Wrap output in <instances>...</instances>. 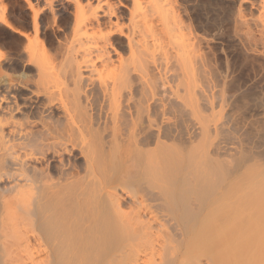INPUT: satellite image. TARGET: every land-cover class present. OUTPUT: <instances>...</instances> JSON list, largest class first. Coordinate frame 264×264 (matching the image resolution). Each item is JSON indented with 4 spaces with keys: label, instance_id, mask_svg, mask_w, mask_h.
<instances>
[{
    "label": "bare ground",
    "instance_id": "1",
    "mask_svg": "<svg viewBox=\"0 0 264 264\" xmlns=\"http://www.w3.org/2000/svg\"><path fill=\"white\" fill-rule=\"evenodd\" d=\"M235 2L264 57V0ZM200 7L0 0V264H264V99L218 119Z\"/></svg>",
    "mask_w": 264,
    "mask_h": 264
},
{
    "label": "rangeland",
    "instance_id": "2",
    "mask_svg": "<svg viewBox=\"0 0 264 264\" xmlns=\"http://www.w3.org/2000/svg\"><path fill=\"white\" fill-rule=\"evenodd\" d=\"M196 1H198V4L203 8V10L200 7V9L202 11L201 10L190 11L193 13H190V12H188L189 14L186 13L187 15L185 14L186 15L185 19H186V21H187V18H188V20L189 19L191 20L192 16H193L194 20L192 19L193 21L191 20V22L187 21V23H189V25L191 24V28H194L193 31H195V33L198 32L197 34L199 35V37L200 36L202 38L205 37L204 38L205 40L203 39L205 41V47L207 44L209 46V47L207 46L208 48L206 47V49L204 48V53L205 54L207 53L206 59H207V61L209 60V63L212 64V65L209 64L214 69L212 71H214L216 75L218 74L217 75L218 80L219 79H222V80L227 79L228 86L226 87L227 92H225V95L227 93L226 98L227 99L229 98V100H230V101H228V104L229 103L231 104L233 102L232 103L233 105L230 106L231 108H229V105H230L229 104L226 108L227 111L225 109L224 112L222 113V115L220 117H218V119L222 117L221 118V121H222L224 118L223 115L225 113H226V115H228V113H229L228 111L234 110L233 112H235V113L237 112L238 114L234 113L236 115V117L234 114L232 116L237 119L238 116L241 115L240 118H242V119L244 118V119L243 120H241L240 118L239 119H240V121H243L244 126H246V124L251 122V118H254L255 116H258L259 114H261L262 110L264 108V107L262 108L261 105H259V103H258V102L261 103V100L264 99L263 98L264 97L263 96L264 95V59H263L264 57L260 56V55L258 56L255 53L253 55L251 53L252 51L249 52L250 51V50H248L250 48V45L248 44L249 42L246 41L248 46H249L248 47V46H246L245 41L242 40V39H245V38H243L244 36L241 35V33L239 35L238 33H236L237 31H234L235 27H236V26H234L235 25L234 19H235L237 13H239V10L236 11L237 9H239V4L237 7V3H239V2H235V0H219V1H216V3L214 2L215 3V5H214L213 2H211V4L209 3L210 0L209 1L208 0H196ZM221 1H224L225 2V3L223 2L224 4H227V2H228V5H224L223 3H221ZM229 1L231 2L232 5L229 3ZM232 1H233V3H232ZM237 1H240V0H237ZM218 5H219V7H217ZM231 7H233V8H231ZM244 7H243L244 10H242V11H245V13H243V15L246 14L245 16L248 18H251V14L253 16L256 15V12L252 8L250 9V5L247 4V6L245 5ZM249 11H252V13ZM254 12H255V15L253 14ZM207 17H209V18H207ZM233 17H234V19H233ZM237 17H238V15H237ZM199 18H200V20H199ZM248 18H246V19H248ZM200 22H202V23H200ZM253 33L255 35V33H256L255 30H253ZM238 37H239V39H241V43H240V40L238 39ZM5 38H6V42H8V43L13 41L12 37L8 34H6ZM245 40H247V39H245ZM242 41H243V43H245V45L242 43ZM0 46H1L0 49H2V50L4 49L3 51L6 53V55H9V56H11V58L12 57L14 58V56H13L14 52H12L13 49H11V48L8 49V47L2 46V44H0ZM243 46H245V48L247 47L246 51L244 50L245 48ZM10 49H11V51H10ZM208 51H209V53H208ZM226 66H227V68H226ZM227 69H228V71H227ZM224 76L226 77V79ZM227 88H228V90H227ZM261 92H262V94H261ZM229 96L232 98H230ZM232 99H233V101H232ZM254 103L256 105H254ZM254 106H255V108H254ZM263 112H264V110H263ZM231 113L229 115H231ZM263 114L264 113H262L261 115L263 116ZM258 117H260V115ZM224 120H225V118H224ZM243 122H241L242 126H243ZM239 126H240V124H239ZM242 126H241V128H242ZM248 134H249V132H248ZM249 135H248V137L251 136V135L250 136ZM67 158H69V157H67ZM251 175L253 176V174H251ZM261 183L263 184L262 181H261ZM247 186H249V185H247ZM251 186H252V184L249 186L248 190L251 188ZM254 258H253V261L256 260V259L254 260ZM251 259L252 258H250L249 260H251ZM245 262H244V264H245ZM258 263H260V262H258ZM251 264H253V263L251 262Z\"/></svg>",
    "mask_w": 264,
    "mask_h": 264
}]
</instances>
